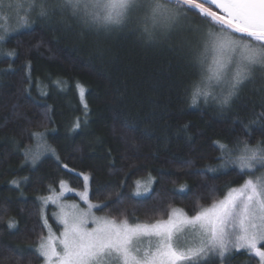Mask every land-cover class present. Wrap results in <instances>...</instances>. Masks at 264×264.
I'll return each mask as SVG.
<instances>
[{"label":"trees","instance_id":"trees-1","mask_svg":"<svg viewBox=\"0 0 264 264\" xmlns=\"http://www.w3.org/2000/svg\"><path fill=\"white\" fill-rule=\"evenodd\" d=\"M27 18V27H17L0 17V31L7 28L0 41V264L43 263L34 251L48 232L38 199L60 180L83 190L79 173L91 177L93 203L114 206L96 210L99 215H116L118 207L140 220L169 203L192 214L198 199L211 202L213 189L222 198L242 184L236 167L207 169L221 163L216 141L264 144L262 78L243 87L228 108L211 98L193 106L189 85L200 72L188 44L149 42L134 26L97 30L67 10ZM189 20L209 27L193 13ZM33 131L45 133L59 161L51 153L34 166L25 161L24 149L36 143ZM149 178L150 193L134 196L135 182ZM54 210L48 222L57 231ZM230 264L251 261L238 253Z\"/></svg>","mask_w":264,"mask_h":264},{"label":"snow or ice","instance_id":"snow-or-ice-1","mask_svg":"<svg viewBox=\"0 0 264 264\" xmlns=\"http://www.w3.org/2000/svg\"><path fill=\"white\" fill-rule=\"evenodd\" d=\"M81 2L57 0L55 7L61 12L71 9V14L77 16ZM84 2L90 9L80 18L97 30L110 32L121 26H134L149 42L158 38L171 42L175 38L178 45L188 44L184 37L186 31L198 33L199 47L194 59L200 68V78L189 85L193 106L201 98L207 103L211 97L222 108L230 107L240 98L242 86L252 79L254 69L264 70V0ZM32 3L38 6L40 16L50 15L53 5L47 0H32ZM5 7L11 9L16 5L13 0H0V10ZM189 13L200 16L209 27H195ZM29 23L27 16L17 19V27H27ZM6 31H0V41L5 40ZM83 94L81 87L80 95ZM84 108L87 112L86 104ZM80 125L77 120L74 128ZM31 136L36 143L24 149L26 162L31 161L34 166L47 153L59 161L44 132L33 131ZM214 143L221 153L217 158L221 163L207 170L216 172L232 166L239 169L238 174L243 178L242 184L230 186L222 198H217L213 189L211 202L205 206L198 199L192 214L169 203L152 208L145 220L136 218L135 213L130 219L118 207L116 215H97L96 210L103 212L114 206L93 203L89 198L91 177L79 173L83 190L77 191L60 180L59 192L50 187V194L41 198V218L49 232L39 239L34 251L43 259V264H230L238 253L247 255L251 264H264V172L256 175L264 169V144L253 146L247 140H237L232 146ZM61 167L74 171L67 164ZM11 183L20 187L16 180ZM152 183L151 178L143 183L136 181L133 195L140 197L142 193H149ZM184 189L181 185L180 191ZM66 192H75L86 207L64 202ZM123 202L121 197L116 203ZM49 203L59 209L54 213L63 226L59 237L52 233L44 215L43 209ZM8 226L15 227L14 219L9 220Z\"/></svg>","mask_w":264,"mask_h":264},{"label":"rangeland","instance_id":"rangeland-1","mask_svg":"<svg viewBox=\"0 0 264 264\" xmlns=\"http://www.w3.org/2000/svg\"><path fill=\"white\" fill-rule=\"evenodd\" d=\"M13 3L16 5V7L11 8V9L5 7L0 12V17L5 19V21H7V23H9V24L17 22L18 17H23V16H27L28 17L30 15H38V16H40L39 15L38 6L36 4H34V3H32V0H13ZM65 10L71 12L70 9H65ZM190 22L195 27H199L201 29H206L207 28V26H205L203 24H200V23H197V22L195 23V22H193L191 20H190ZM4 29H7V28H4ZM184 34H187L190 37V39L188 40V46L190 47L191 51L193 52V56H195L196 50L199 47L200 36H199L198 33L194 32V31H186ZM198 69H199V72H200L199 65H198ZM261 78L264 80V70H262L259 67H257L253 71L252 79L250 81L246 82L245 85L242 86V88L245 87L247 84H250L252 82H256V81L260 80ZM213 91H216V89L214 88ZM209 98H211V97H209ZM261 173L262 172L259 170V171H257L256 175H260ZM148 180H146V181H148ZM146 181H141V182L143 183V182H146ZM66 184L69 186L68 183H66ZM151 188H152V184H151ZM56 191L59 192L60 188H58ZM149 193H147V194H149ZM147 194H143L142 193V195L140 197L146 196ZM42 197H45V196H42ZM42 197H39V199H38L40 201V204H42V200H41ZM63 200H64V202L69 203V204H71V203L79 204L81 208L86 207V205L79 199V197L75 194V192H66L64 194ZM51 207H53L55 209L54 213L59 211V209L57 208L56 205H53V204L49 203L43 209L44 215L47 217V220H48V217H49V213H50V208ZM54 213L52 214V216L56 220ZM97 215H99V214L97 213ZM56 224L59 227V230H57V231L54 228L52 229L51 224L48 222V226H50L52 233L55 236L59 237L63 226L61 224H59V222L57 220H56ZM90 227H91V225H90ZM47 231L49 232V227H47ZM48 232H47V235H48ZM57 243H58V241H57ZM35 248L36 247H34V249Z\"/></svg>","mask_w":264,"mask_h":264},{"label":"clouds","instance_id":"clouds-1","mask_svg":"<svg viewBox=\"0 0 264 264\" xmlns=\"http://www.w3.org/2000/svg\"><path fill=\"white\" fill-rule=\"evenodd\" d=\"M47 2L49 4H51V5H53V7L50 9V13H52L55 10L58 9V8L55 7V4L57 3V0H47ZM89 9H90V5H86L84 0H82L81 4L79 5V12H78L77 16L80 18V16L86 15ZM80 20L85 26L92 27L90 24H85L83 19L80 18Z\"/></svg>","mask_w":264,"mask_h":264}]
</instances>
